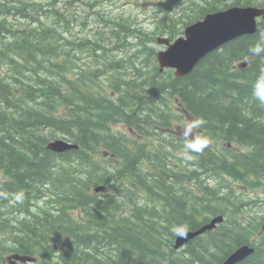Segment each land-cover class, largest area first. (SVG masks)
Segmentation results:
<instances>
[{"label": "trees", "instance_id": "16d2710c", "mask_svg": "<svg viewBox=\"0 0 264 264\" xmlns=\"http://www.w3.org/2000/svg\"><path fill=\"white\" fill-rule=\"evenodd\" d=\"M46 1L52 0L37 1L38 6L30 0H0V258L17 252L39 256L42 260L38 264H220L236 242L233 231L220 238L211 235L210 239L191 241L183 257H177L171 247L174 231L181 226L195 228L197 220L205 219L204 214L234 215L246 201L233 196V181L253 187L264 179V20L254 35L226 45L220 54L211 53L189 75L168 85L158 73L149 78L139 69L132 68L130 74L121 71L114 58L104 57L110 49L90 36L65 42L72 30L61 15L55 13L48 25L36 20L39 10L35 7H43ZM75 1H87L89 7L97 4V0ZM254 3L264 6V0ZM236 6L244 5L236 2ZM131 24L132 19L119 17L112 27L121 33L132 30ZM104 37L112 41L108 34ZM98 39L104 42L102 35ZM119 46L122 44L114 48ZM76 50L105 60L95 59L102 63L95 68L91 62L80 67L70 55L72 51L78 54ZM238 61L246 62V67L230 70ZM107 69L115 70L107 84L117 94L116 100L102 94L107 91L104 81L97 83L98 74ZM120 74L128 79H120ZM140 89L150 91L149 98L140 94ZM159 95L178 97L194 118H199L202 129L215 138L248 147L246 152L229 155L194 152L197 177L206 172L207 182L216 178L212 187L175 172L160 187L162 191L154 192L141 178L138 159L129 158L132 150L121 147L118 135L94 133L108 128L115 116L143 133L158 113L152 104ZM60 104L69 110L67 118L58 115ZM58 133L80 146V151L69 154L81 161L72 175H66L69 190H63L65 180L61 188L54 184V173L60 172L53 167L58 158L45 149ZM115 146H120V153L111 165L117 167L96 165L91 153L100 147L118 151ZM47 181L52 184L47 185ZM182 181L191 182L194 191L182 189L179 197L174 196L169 187ZM98 185H105L110 194L100 199L92 195V187ZM44 191L55 195L58 211H52L53 196L40 200ZM13 193L21 202H16V197L14 204H8ZM71 210L82 211L78 228L65 220ZM54 238L69 241L64 243L68 249L59 254V262L50 263L48 256L56 259L50 256L49 243ZM218 240L221 244L215 246ZM247 260L255 264L257 258Z\"/></svg>", "mask_w": 264, "mask_h": 264}, {"label": "rangeland", "instance_id": "374dc122", "mask_svg": "<svg viewBox=\"0 0 264 264\" xmlns=\"http://www.w3.org/2000/svg\"><path fill=\"white\" fill-rule=\"evenodd\" d=\"M32 2H35L34 5H37V0H30ZM136 1H142V0H105L103 1L101 6V13H100V20L96 23H94V20H89V18L83 14V6L79 5L77 7V12L70 13L66 8H76V1L75 0H55V1H46L45 5L39 9L40 15H37L36 19L42 23L43 25H48L49 20L54 19L55 13H60V15H69V18L71 19L70 22L72 23L70 27V30H72L75 34L79 36H83L85 33L86 35L90 36L91 38H94L95 41H99L102 44H112L113 43V33L115 30H113L112 23H117V19H119L120 15L123 16H133L135 19H137V22L139 24L144 25L147 31H153L154 26L152 21L153 15L157 12V9L149 8V7H140L136 9L134 7V3ZM159 4H165L167 0H156ZM215 0H208L209 3L214 2ZM222 1H231V0H222ZM153 2V1H152ZM74 3V4H73ZM169 9L172 10V8L176 5V0H169ZM51 5H55V9L51 8ZM153 5L155 3L153 2ZM199 5L203 8L205 7V4L199 3ZM48 7V8H46ZM123 7V8H120ZM105 8V9H103ZM109 8H112L109 10ZM184 7L180 6L179 9H183ZM158 16L165 20L164 16L161 13H158ZM85 23L87 25H85ZM189 24L187 21H182L179 19H174L165 24L167 29V35L172 36L175 31L185 28V26ZM74 25V26H73ZM108 34L112 41L107 40L104 35ZM102 35L104 42H101L100 39H98V36ZM121 39L119 41H116L115 44H119L123 40V53L119 52L117 53V56L125 58L127 60L128 64L122 67V69L125 68L123 72H126L130 74V72L133 71L132 68L139 69L141 66L145 65L149 67V72H152L153 75L147 74L146 77L151 78L152 76H156L157 71L155 69V53L162 50L163 48L157 44L158 40L157 38L152 37L150 34H148L145 31H133L129 30L126 31L121 35ZM163 38V36H161ZM65 42H69L65 39ZM114 44V43H113ZM142 45V47L140 46ZM71 48V47H70ZM71 56L74 58L77 64H81L80 67L86 62L88 63L87 59L84 57L80 51L78 54H75L74 51L71 52ZM116 56V57H117ZM105 57H112L114 58L115 55L108 53L105 55ZM122 71V70H121ZM160 79L161 80H167L170 75V71H165L162 73ZM120 79H128V76H125L123 74H120ZM189 121H184L181 123V126L179 130V137L184 140V138L188 137V133L190 131ZM118 128V126H115ZM114 127V128H115ZM120 130L124 129L122 126L119 127ZM193 132V131H192ZM60 137H64L62 134H59ZM131 148V146H128ZM65 163V162H64ZM119 165V163H117ZM64 166V165H61ZM62 178L66 180L65 175H62ZM57 187L61 188L60 184L55 183ZM67 187V186H66ZM68 188V187H67ZM64 189V188H63ZM250 192V191H248ZM253 194V193H252ZM40 233V231H39Z\"/></svg>", "mask_w": 264, "mask_h": 264}, {"label": "water", "instance_id": "95a60500", "mask_svg": "<svg viewBox=\"0 0 264 264\" xmlns=\"http://www.w3.org/2000/svg\"><path fill=\"white\" fill-rule=\"evenodd\" d=\"M259 15L261 12L246 9L208 16L204 22L190 29L189 34L186 35L187 41L183 42L184 45L179 46L175 51H171L167 59L164 55L160 62L162 66L176 67L181 73H186L197 60L213 48L244 34L253 33L255 23L252 21ZM51 149L62 152L71 149V147L62 142H56L51 145ZM184 238L178 240V246L186 241ZM11 258L22 262L32 261L29 257L18 255H13L8 259Z\"/></svg>", "mask_w": 264, "mask_h": 264}, {"label": "bare ground", "instance_id": "6f19581e", "mask_svg": "<svg viewBox=\"0 0 264 264\" xmlns=\"http://www.w3.org/2000/svg\"><path fill=\"white\" fill-rule=\"evenodd\" d=\"M34 1V0H33ZM35 3V2H34ZM36 4V3H35ZM74 4V3H73ZM205 7H206V5H205ZM237 7H244V6H237ZM35 8H37L38 10L40 9V7H35ZM46 8H48V7H46ZM59 15H60V13H58ZM37 15H40V13H38V14H36V17H37ZM61 19H63V20H65L66 21V23H67V25L68 26H71V22H70V18H69V15L67 14V15H61ZM37 20V19H36ZM264 20V16H260V17H257V18H255L252 22H254V23H257V24H260V23H262V21ZM38 21V20H37ZM39 22V21H38ZM28 23H30V21L28 22ZM40 23V22H39ZM42 24V23H41ZM85 25H87L86 23H85ZM74 26V25H73ZM189 26H190V24H187L186 26H185V28L184 29H187V28H189ZM72 27V26H71ZM130 29H127V31H129ZM120 30H115V32L113 33V38L115 39L116 37H121V35L123 34V33H125V32H119ZM116 32H118V35L116 34ZM257 32V31H256ZM255 32V33H256ZM254 33V34H255ZM253 34V35H254ZM84 37H88V35H86V33L83 35ZM119 37V38H120ZM122 38V37H121ZM120 38V39H121ZM66 40H68V38H65ZM114 39H113V43L112 44H109V45H107V44H101V46L103 45L106 49H110V51H108L109 53H111V54H113V55H115V57H114V61L115 62H117V64H118V67L120 68V69H122V66L120 65V63H118V61H116L115 59H121V57H119L120 55H118L117 56V53H118V51L119 52H121V53H123L124 51H126L125 49H123V46H125V45H123V40H122V42L121 43H119V44H122V46H119L117 49L116 48H114V47H117V44H115V42H116V39H115V42H114ZM99 42V41H98ZM99 44H100V42H99ZM157 44L158 45H160V40H158V42H157ZM102 46V47H103ZM141 47H142V45H140ZM161 46V45H160ZM162 47V46H161ZM112 48H114V50H112ZM99 50H101V49H98V51ZM163 50V49H162ZM162 50H160V51H158L157 53H155V69H156V71H157V73L158 74H160V75H163L162 73H164L165 71H170L168 68H166V67H164V66H162L161 65V63L158 61V55L161 53V51ZM77 51V50H76ZM79 51H77V53H78ZM100 53H105V52H102V51H99ZM108 52H107V54H108ZM114 52V53H113ZM83 54V53H82ZM106 54V55H107ZM70 55H71V53H70ZM84 55V54H83ZM117 56V57H116ZM85 57V56H84ZM205 57V56H204ZM86 58V57H85ZM201 61V60H200ZM136 69V68H135ZM75 69L72 67V71H74ZM125 70V68L124 69H122V71H124ZM149 73H152V72H149ZM45 149L47 150V151H49L47 148H46V146H45ZM49 152H51V151H49ZM52 153V152H51Z\"/></svg>", "mask_w": 264, "mask_h": 264}]
</instances>
